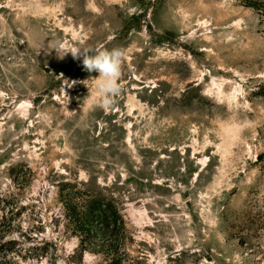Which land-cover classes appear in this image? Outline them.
I'll use <instances>...</instances> for the list:
<instances>
[{
    "label": "rangeland",
    "instance_id": "374dc122",
    "mask_svg": "<svg viewBox=\"0 0 264 264\" xmlns=\"http://www.w3.org/2000/svg\"><path fill=\"white\" fill-rule=\"evenodd\" d=\"M58 45L125 51L111 108ZM263 91L264 0H0V264H108L69 183L114 198L124 264H264Z\"/></svg>",
    "mask_w": 264,
    "mask_h": 264
},
{
    "label": "trees",
    "instance_id": "16d2710c",
    "mask_svg": "<svg viewBox=\"0 0 264 264\" xmlns=\"http://www.w3.org/2000/svg\"><path fill=\"white\" fill-rule=\"evenodd\" d=\"M257 159L264 161V153ZM68 186L71 189L64 197L65 218L79 239L82 253L92 251L102 255L108 264H124L129 232L114 198L81 188L78 183Z\"/></svg>",
    "mask_w": 264,
    "mask_h": 264
},
{
    "label": "clouds",
    "instance_id": "9594fccd",
    "mask_svg": "<svg viewBox=\"0 0 264 264\" xmlns=\"http://www.w3.org/2000/svg\"><path fill=\"white\" fill-rule=\"evenodd\" d=\"M57 57L63 59L69 52L73 59L81 60L83 67L88 72H97L95 78V93L104 109L113 106V98L120 95L122 88L119 80L122 75V66L125 59V51L121 48L91 49V48H66L58 45L54 48Z\"/></svg>",
    "mask_w": 264,
    "mask_h": 264
}]
</instances>
